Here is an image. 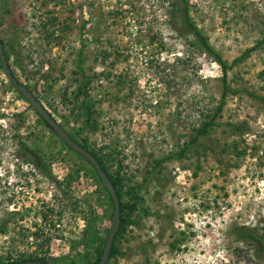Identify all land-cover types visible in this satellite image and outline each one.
<instances>
[{
	"label": "rangeland",
	"instance_id": "rangeland-1",
	"mask_svg": "<svg viewBox=\"0 0 264 264\" xmlns=\"http://www.w3.org/2000/svg\"><path fill=\"white\" fill-rule=\"evenodd\" d=\"M176 1L0 0V39L19 82L68 134L111 160L124 202L142 185L109 264H264L236 236L244 227L264 233V0H188L223 60H242L228 72L219 125L183 158L156 166L192 141L223 93L222 68L195 46ZM91 213L99 239L87 248ZM112 216L101 180L0 69V227L8 223L0 258L94 261Z\"/></svg>",
	"mask_w": 264,
	"mask_h": 264
},
{
	"label": "trees",
	"instance_id": "trees-1",
	"mask_svg": "<svg viewBox=\"0 0 264 264\" xmlns=\"http://www.w3.org/2000/svg\"><path fill=\"white\" fill-rule=\"evenodd\" d=\"M188 3H189L188 0H179V1L173 2L172 3V7L176 8L177 11L183 16V19H184L183 22H184L189 34L192 37L195 38V46L197 48H199L203 53L212 56L213 59L215 60V62L218 63V65H220V67L222 68V72H223V79H222L223 93H222V99L220 101V104L217 106L216 110L213 111V113L211 115H207L206 120L197 129L196 135L194 136L192 141L190 143L186 144V147L183 148L182 150H180L179 153L174 154V155H172L170 157L164 158L162 160L156 161V166H160V165L170 161L171 159H181V158H183L185 153L187 152L186 151L187 148H190L191 145L195 144L200 138L208 137L210 135L211 131L219 125L218 120H219V118L221 116V113H222V110H223V106L225 104V98H226V96L228 95V93L230 91V89L228 87V72L235 65H237L238 62H240L242 60V58L236 59L232 64H229L228 62L223 60L221 55H219V53L210 45L209 40L207 39V37L203 34V32L196 26V24L191 19L190 11H189V4ZM174 12H170V13H168V15L173 18V17H175V13ZM4 49H5V46H4ZM5 54H6L8 63L10 65V68L12 69L11 57L8 54V52L6 51V49H5ZM0 69L3 71L1 63H0ZM12 72H13V70H12ZM80 72H82V71H80ZM13 74L16 77L15 72H13ZM82 74H83L84 78H86L85 74L83 72H82ZM18 81H20V80L18 79ZM12 87L17 91V93H19V95L21 96V98L23 100L28 102L13 85H12ZM27 88L30 89L28 86H27ZM262 100L264 101V98H262ZM83 106H84L85 115H86V124H89L91 122V120H92V110H91V107L88 104L86 99H85V101L83 103ZM38 116H40V115L38 114ZM40 118L44 121V119L41 116H40ZM44 123L46 124L47 128L51 129L49 124L46 121H44ZM232 130H233V132H238L240 134V133H242L243 128H242L241 125L232 126ZM69 135L81 147L89 150L97 158V160L99 161V163L102 166L103 170L107 173V175L111 179L112 183L114 184V187L116 188L118 196H119V199H120V203H121V227H120V230L117 233V236H116L115 241H114V245H113L112 252H111V257H110V260H109V262H110L111 260L116 259L118 257V255L120 254V250L118 248V239H119L120 236L125 234L127 226L132 223V221L129 219V217L137 209V202L140 199L139 191L141 190L142 185L135 186L129 191L128 195L130 196V198L133 199V203L124 202V199H123L124 197H123V192H122V187H123L122 186V184H123L122 180L120 179L119 175L114 177L112 175V173L110 172V169L108 167V162L111 161V160L108 157H106L104 155H101V153H99V152L95 151L94 149H92L91 146L89 145V143H87V141H85L84 143H81L72 134H69ZM75 154H77L79 157H81L83 160H85L78 153H75ZM23 156H24V158L27 161L35 164L34 161L27 155V153H24ZM85 162L90 166L91 175L94 178H96L98 180H101L99 175H98V173H97V171H96V169L91 165V163H89L87 160H85ZM42 168L43 169L45 168L44 165H42ZM155 169H156V167L153 168V170H155ZM152 172L151 171L149 172L148 176L145 179V182H147V180L149 179V176L151 174H153ZM105 192H106V194H107V196H108V198H109V200L111 202V206H112L113 213H114L113 200H112L109 192L106 189H105ZM86 222H87V227H86V230H85L86 233L84 234L85 236H83V238H82V242L86 240L84 242L85 247L91 248V246L94 244V242H97V240L99 239V234L98 233H94V230H93L94 225L96 223V219H95L94 213H91L89 215V217H87ZM7 232H8V223L5 222L0 227V235H6ZM236 236H237V241L241 242L242 244H245L246 246L250 245V246L254 247V249H256V251H257V253H256L257 255L264 254V233L260 234L258 231L254 230V229H250V228L244 227V228H237ZM34 237L37 240L42 238V234H40V230H39L38 233L34 234ZM106 240L107 239L105 238V241H104L105 243H106ZM42 241H43V239H42ZM103 249H104V247L98 249L97 258L94 261H91V259H89L86 256L84 258L85 264H98L100 262L101 257H102ZM25 261H40V262H43V263H46V264H53V262H51L48 259L47 255H39V254H36V255H24L22 257V259H20L18 261H9V262L4 261V259L0 258V264H15V263H20V262H25ZM109 262H108V264H109Z\"/></svg>",
	"mask_w": 264,
	"mask_h": 264
},
{
	"label": "water",
	"instance_id": "water-1",
	"mask_svg": "<svg viewBox=\"0 0 264 264\" xmlns=\"http://www.w3.org/2000/svg\"><path fill=\"white\" fill-rule=\"evenodd\" d=\"M0 63L3 68V72L9 82L21 93V95L29 102L32 108L46 121L55 135L61 139L73 152L81 155L85 160H87L96 169L105 189L109 192L113 204L114 213L112 216V227L108 238L106 240L103 254L98 264H108L112 248L114 245L115 238L121 227V203L114 184L103 170L97 158L87 149L81 147L74 139L62 128V126L52 117L50 113L44 108L41 102L30 92V90L20 83L18 79L14 76L12 69L8 63L4 44L0 39ZM15 264H46L40 261H25Z\"/></svg>",
	"mask_w": 264,
	"mask_h": 264
}]
</instances>
